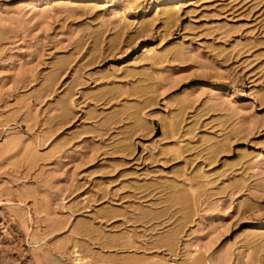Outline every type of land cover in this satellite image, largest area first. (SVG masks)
<instances>
[{
  "label": "rangeland",
  "instance_id": "obj_1",
  "mask_svg": "<svg viewBox=\"0 0 264 264\" xmlns=\"http://www.w3.org/2000/svg\"><path fill=\"white\" fill-rule=\"evenodd\" d=\"M0 264H264V0H0Z\"/></svg>",
  "mask_w": 264,
  "mask_h": 264
},
{
  "label": "bare ground",
  "instance_id": "obj_2",
  "mask_svg": "<svg viewBox=\"0 0 264 264\" xmlns=\"http://www.w3.org/2000/svg\"><path fill=\"white\" fill-rule=\"evenodd\" d=\"M135 109H136V107H135ZM132 110V109H131ZM126 112V111H125ZM129 112V111H128ZM127 112V113H128ZM131 116L132 117H134V125H137V126H141V125H139L141 122H140V120H139V118L137 117V110H135V111H133L132 113H131ZM128 118V117H127ZM130 118V117H129ZM172 122H174V119H172ZM177 201H179V202H186L187 201V196H186V194H180L178 197H177ZM178 202V203H179ZM186 207V206H185ZM7 223V222H6Z\"/></svg>",
  "mask_w": 264,
  "mask_h": 264
}]
</instances>
